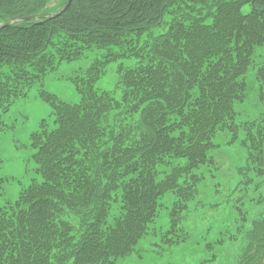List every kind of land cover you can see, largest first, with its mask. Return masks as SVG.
<instances>
[{
	"label": "trees",
	"instance_id": "obj_1",
	"mask_svg": "<svg viewBox=\"0 0 264 264\" xmlns=\"http://www.w3.org/2000/svg\"><path fill=\"white\" fill-rule=\"evenodd\" d=\"M48 1L0 0L1 111L60 62L104 51L72 78L76 103L39 91L52 115L30 135L41 180L0 204V264H119L142 245L176 249L227 134L226 145L244 132L239 185L264 181V0H72L53 16ZM117 59L114 86L97 88ZM251 95L263 110L240 123ZM261 206L249 219L236 204L204 260L240 236L235 264H263Z\"/></svg>",
	"mask_w": 264,
	"mask_h": 264
},
{
	"label": "rangeland",
	"instance_id": "obj_2",
	"mask_svg": "<svg viewBox=\"0 0 264 264\" xmlns=\"http://www.w3.org/2000/svg\"><path fill=\"white\" fill-rule=\"evenodd\" d=\"M66 0H49L48 8L53 11L61 9ZM104 50H86L83 57L75 60H66L58 64L57 68L48 72L44 78L33 85L23 98L13 102L7 111L0 110V120L7 128L0 130V179H2V191L0 204L6 201H14L21 189L27 187L33 181H40L41 176L36 171L33 160L34 149L31 146L30 135L39 127L42 119L50 120L51 106L44 101L40 90L56 95L59 99L69 103H76L80 95L72 81L75 75L81 73L91 61L101 55ZM264 51V47L261 48ZM257 60L263 61L262 57ZM121 60L110 62L105 74L96 82L100 89H110L114 86L117 71L116 66ZM259 62V61H257ZM254 94V92L252 91ZM238 120L240 123L256 116L263 110V105L251 95L244 104L237 105ZM243 131L238 132L237 138L231 144L225 142L231 140L232 134L220 137L219 150L215 153V165L211 171H206L203 185L191 204L190 213L185 215L183 225L189 239L168 253H155L145 246L139 247L141 254H134L119 261V264H235L243 256L242 248L237 236L234 243L225 241L219 247H212L211 259L208 256L204 243L213 238L217 229L225 221L231 222L235 217V206L238 204L249 211V219L255 218V213L264 205L260 198L264 191L262 182L253 183L243 188L239 182H243L241 166H245L247 153L242 144ZM199 204V205H198ZM161 210L160 214L165 213ZM236 218V217H235ZM250 221L247 223L249 224ZM161 247H158L160 249ZM164 248V246H163ZM141 255L144 259H135ZM215 260V261H213Z\"/></svg>",
	"mask_w": 264,
	"mask_h": 264
},
{
	"label": "water",
	"instance_id": "obj_3",
	"mask_svg": "<svg viewBox=\"0 0 264 264\" xmlns=\"http://www.w3.org/2000/svg\"><path fill=\"white\" fill-rule=\"evenodd\" d=\"M71 1L72 0H66V3L64 4V6L61 8V10L58 12V14L59 13H61L62 11H64L65 9H67L68 8V6L70 5V3H71ZM34 18V16H28V17H24V18H22V20H31V19H33ZM14 20H19V19H14ZM8 24H9V22H8ZM264 264V263H263Z\"/></svg>",
	"mask_w": 264,
	"mask_h": 264
}]
</instances>
